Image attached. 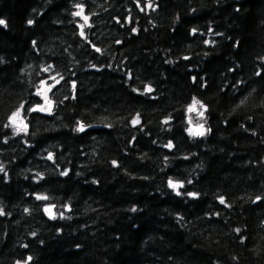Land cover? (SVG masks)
I'll return each instance as SVG.
<instances>
[{"label":"trees","instance_id":"16d2710c","mask_svg":"<svg viewBox=\"0 0 264 264\" xmlns=\"http://www.w3.org/2000/svg\"><path fill=\"white\" fill-rule=\"evenodd\" d=\"M151 3L0 0V264H264V0Z\"/></svg>","mask_w":264,"mask_h":264},{"label":"snow or ice","instance_id":"6c2138e0","mask_svg":"<svg viewBox=\"0 0 264 264\" xmlns=\"http://www.w3.org/2000/svg\"><path fill=\"white\" fill-rule=\"evenodd\" d=\"M76 7H77V8H80L81 10H80V11H76V12L74 13V15L77 16V17L82 16V15H83V8H82V5H77ZM147 7H148V8H152V7H153V5H152V3H151V0H148ZM141 10L143 11L144 9L142 8ZM88 19H89V18H88L87 16H84V20H85V21H87ZM28 23L31 24L32 21L29 20ZM3 24H5V21H4V20H0V25H3ZM80 27H81L80 35H81V36H84V32H83V27H84V26L81 25ZM132 31L135 32L136 29L133 28ZM192 32L195 33V32H196V29H193ZM33 43L35 44V41H34ZM117 43H120V41H117ZM205 43H210V41H205ZM93 47H94V46H93ZM96 51L99 52L100 49H99V48H96ZM185 59H187V57H185ZM93 67H95V66H93ZM44 70H45V71H48L49 69H48V68H45ZM256 74H257V75H260L259 72H257ZM129 77H130V73H129ZM50 79L55 80V77H50ZM42 83H43V84H47V81H44V82H42ZM55 83L58 84L59 81L57 80V81H55ZM51 87H55V84L50 85V86H49V90L51 89ZM72 87H73V89H75V87H76V83H75V81H73V83H72ZM134 91H139V90H138V89H134ZM152 91H153V89H152L151 85L146 86L145 89H144V92H145V93H151ZM37 95H43V98H44V101H45V104L47 105V107H45L44 105H40V104H38V105H36V107H34V108H30V109H29V112L41 111V112H49V113H51V111H52V101H50V100L48 99V96L43 92V90H39V91L37 92ZM73 98H75V97L73 96ZM198 104H200V101H198V100H196L195 98H193L192 103L188 106L187 111H188L189 113L197 112V114H198L200 117H203V116H204V111H200V110H198V108H197V105H198ZM201 106L204 107L203 105H201ZM22 109H23V105L20 106V110H18L17 112L13 113V115L9 118V120H10V124H9V125H5L6 127H8V126H12V127H14L15 134H19V133H21V132H25V133H26V132L28 131V125H27L26 123H21L20 126H17V117L20 115V111H21ZM205 110H206V108H205ZM170 119H171V118L164 120L163 123H164V124H168L169 121H170ZM188 122L191 124V117H189ZM131 124H132L133 127H135V126L141 124V120H140V117H139V113H137L136 117H135L134 119L131 120ZM86 127H91V126H90V125H87V126H86V125L83 124V122H80V123L78 124L76 130L79 131V132H84L85 129H86ZM108 127H111V125H108ZM187 131H188V133H189L190 135H192V136H204L207 132H210L211 129H205L204 124L201 123V124H199L198 126H196L195 128H193V127H189V128L187 129ZM133 140H135L134 137H133ZM164 147H166V148H168V149H172V148L174 147V145H173V143H172L171 141H169L166 145H164ZM47 159H49V160L53 159V155H52L51 153H49ZM165 159H167V158H165ZM112 163L115 165V164H116V161H113ZM3 170H4L3 167L0 166V172H2ZM67 174H68L67 171L61 173V175H67ZM41 178H42V177H37V179H41ZM188 183L191 184L192 181L189 180ZM168 186H169L170 188H172L173 190H175L176 193H177V195H179V194H180L179 189L183 186V184H182V182H174L173 180L169 179V181H168ZM187 195H188V196H191V197H197L199 194H198V193H194V192H189V193H187ZM37 199H40V200H47L48 197H47V196H39V195H38V196H37ZM259 199H260V197H257V200H259ZM220 203H221V204H224V203H225L223 197L220 198ZM55 207H56L55 205H49V206H46V207L44 208V212H45V213H46L51 219H56V214H55V212L53 211V209H54ZM65 207H68L69 210H70V206H65ZM133 210H135V209H133ZM26 211H27V210H26ZM3 214H4V213H3V210L0 209V215H3ZM63 215H64V213L61 212V213H60V216L63 217ZM236 231L239 232L240 229H236ZM33 235H35V233H33ZM27 259L30 261L32 258H31V257H28ZM17 264H19V262H17ZM26 264H27V262H26Z\"/></svg>","mask_w":264,"mask_h":264},{"label":"rangeland","instance_id":"374dc122","mask_svg":"<svg viewBox=\"0 0 264 264\" xmlns=\"http://www.w3.org/2000/svg\"><path fill=\"white\" fill-rule=\"evenodd\" d=\"M45 86V84H43V87ZM45 88V87H44ZM201 105H203L201 102H200V104H198L197 105V108H198V110H200V111H204V116L203 117H200L198 114H197V112H192V113H189L188 111H187V113H188V117H187V120H189V117H191V124L188 122V128L189 127H193V128H195L196 126H198L199 124H201V123H203L204 124V127H205V129H207V119H205V117H206V110H205V106L204 107H202ZM21 123H25L22 119H21V117L20 116H18L17 117V126H20L21 125ZM188 132V131H187ZM189 134V133H188ZM190 135V134H189ZM190 136H192V135H190ZM192 137H194V136H192ZM53 211H54V209H53ZM55 212V211H54Z\"/></svg>","mask_w":264,"mask_h":264},{"label":"water","instance_id":"95a60500","mask_svg":"<svg viewBox=\"0 0 264 264\" xmlns=\"http://www.w3.org/2000/svg\"><path fill=\"white\" fill-rule=\"evenodd\" d=\"M87 126V125H86ZM91 127H86L85 130L89 129V128H94V127H97L96 125H90Z\"/></svg>","mask_w":264,"mask_h":264},{"label":"bare ground","instance_id":"6f19581e","mask_svg":"<svg viewBox=\"0 0 264 264\" xmlns=\"http://www.w3.org/2000/svg\"><path fill=\"white\" fill-rule=\"evenodd\" d=\"M56 214V213H55Z\"/></svg>","mask_w":264,"mask_h":264}]
</instances>
